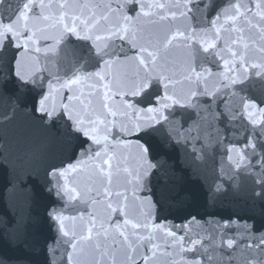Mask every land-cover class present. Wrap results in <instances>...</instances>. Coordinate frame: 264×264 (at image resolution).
<instances>
[{"label": "snow or ice", "instance_id": "obj_1", "mask_svg": "<svg viewBox=\"0 0 264 264\" xmlns=\"http://www.w3.org/2000/svg\"><path fill=\"white\" fill-rule=\"evenodd\" d=\"M32 4L40 9L32 27L25 19L14 31L12 17L0 15V98L11 110L6 120L27 112L52 132L54 147L0 148V201L13 209L0 214V264H56L52 238L39 239L52 225L67 264H118V256L119 264H264V94H245L253 70L264 79V0ZM38 41L52 43L41 49ZM58 46L63 76L29 55L57 53ZM172 49L180 59L169 58ZM117 66L133 71L115 74ZM225 139L236 141L227 145L233 167L209 176L203 162ZM117 147L131 150L134 168H120ZM37 155L41 167L22 163ZM121 171L129 179L113 191ZM79 172L96 177V187H70L69 176ZM38 187L79 199L86 215L34 213ZM238 197L243 207L200 217L216 234L209 243L189 239V223L197 222L189 209ZM98 204L105 209L99 221ZM174 211L185 212L183 222L169 226Z\"/></svg>", "mask_w": 264, "mask_h": 264}, {"label": "water", "instance_id": "obj_2", "mask_svg": "<svg viewBox=\"0 0 264 264\" xmlns=\"http://www.w3.org/2000/svg\"><path fill=\"white\" fill-rule=\"evenodd\" d=\"M260 222H261V219H260L259 216H257V224L259 225ZM245 243H246V242H245ZM245 255H247V253H245ZM241 264H242V262H241Z\"/></svg>", "mask_w": 264, "mask_h": 264}]
</instances>
